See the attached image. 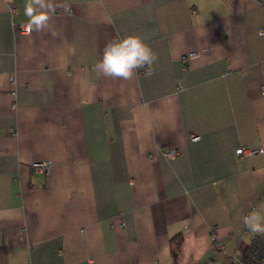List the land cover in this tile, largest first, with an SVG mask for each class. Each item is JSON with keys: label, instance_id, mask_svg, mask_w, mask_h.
Wrapping results in <instances>:
<instances>
[{"label": "crops", "instance_id": "0c3cea01", "mask_svg": "<svg viewBox=\"0 0 264 264\" xmlns=\"http://www.w3.org/2000/svg\"><path fill=\"white\" fill-rule=\"evenodd\" d=\"M55 3L57 35H24L0 0V264H172L178 235L176 264H232L264 215V0ZM131 34L157 61L97 75Z\"/></svg>", "mask_w": 264, "mask_h": 264}, {"label": "clouds", "instance_id": "9594fccd", "mask_svg": "<svg viewBox=\"0 0 264 264\" xmlns=\"http://www.w3.org/2000/svg\"><path fill=\"white\" fill-rule=\"evenodd\" d=\"M57 7L66 6L56 4L55 0H25L27 30L51 32L56 36L52 20ZM157 59L158 55L139 35L131 34L106 43L102 58L93 67L97 75L104 78L129 80L136 70L151 67ZM241 219L251 233L264 235V215L260 212L253 210Z\"/></svg>", "mask_w": 264, "mask_h": 264}, {"label": "built area", "instance_id": "2783aa9c", "mask_svg": "<svg viewBox=\"0 0 264 264\" xmlns=\"http://www.w3.org/2000/svg\"><path fill=\"white\" fill-rule=\"evenodd\" d=\"M17 30L19 31V33L24 34V35H28L31 32H29L26 28V24H20L17 27ZM261 33H264V31H262ZM181 60L183 62L187 61V57L183 56L181 57ZM261 92L264 95V87L261 88ZM190 140L193 142H198L200 140V138L198 136H191ZM261 155L263 154V151L261 149L259 150H252V149H245V148H238L235 150V156L240 158V159H246L249 157H253L255 155ZM161 155L163 156V158L166 161H172L176 158L177 156V151L174 149H162L161 150ZM152 159V157H151ZM51 164L48 162H44V161H40V162H35L32 163L30 168L37 174H42L45 176H48L51 172ZM239 253H236L233 258H232V264L237 262Z\"/></svg>", "mask_w": 264, "mask_h": 264}, {"label": "trees", "instance_id": "16d2710c", "mask_svg": "<svg viewBox=\"0 0 264 264\" xmlns=\"http://www.w3.org/2000/svg\"><path fill=\"white\" fill-rule=\"evenodd\" d=\"M182 237L172 238L169 242L172 264H176L179 258ZM264 263V235L254 234L246 248L238 256L233 264H263Z\"/></svg>", "mask_w": 264, "mask_h": 264}, {"label": "rangeland", "instance_id": "374dc122", "mask_svg": "<svg viewBox=\"0 0 264 264\" xmlns=\"http://www.w3.org/2000/svg\"><path fill=\"white\" fill-rule=\"evenodd\" d=\"M264 264V263H263Z\"/></svg>", "mask_w": 264, "mask_h": 264}]
</instances>
